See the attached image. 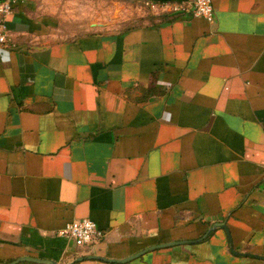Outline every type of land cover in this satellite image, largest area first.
<instances>
[{
    "label": "crops",
    "instance_id": "crops-1",
    "mask_svg": "<svg viewBox=\"0 0 264 264\" xmlns=\"http://www.w3.org/2000/svg\"><path fill=\"white\" fill-rule=\"evenodd\" d=\"M115 1L140 21L86 26L85 0L6 20L0 264H264V0L212 21ZM79 217L100 240L59 234Z\"/></svg>",
    "mask_w": 264,
    "mask_h": 264
},
{
    "label": "built area",
    "instance_id": "built-area-1",
    "mask_svg": "<svg viewBox=\"0 0 264 264\" xmlns=\"http://www.w3.org/2000/svg\"><path fill=\"white\" fill-rule=\"evenodd\" d=\"M22 0H0V46L9 45L10 34L6 28V20ZM145 5L156 12L169 15L190 14L203 16L208 21L213 20L212 0H174L145 1ZM264 191V183H263ZM59 234L72 239L77 246L90 245L101 239L103 231L89 218L72 219L61 228Z\"/></svg>",
    "mask_w": 264,
    "mask_h": 264
},
{
    "label": "rangeland",
    "instance_id": "rangeland-1",
    "mask_svg": "<svg viewBox=\"0 0 264 264\" xmlns=\"http://www.w3.org/2000/svg\"><path fill=\"white\" fill-rule=\"evenodd\" d=\"M84 23H101L108 29L121 28L128 24L140 21L144 9L135 4H126L115 0H85ZM97 10L99 15H97ZM97 15V16H96ZM95 16V18H93Z\"/></svg>",
    "mask_w": 264,
    "mask_h": 264
}]
</instances>
